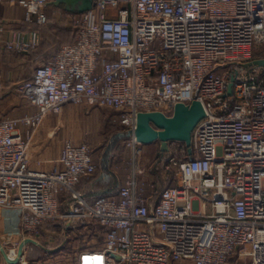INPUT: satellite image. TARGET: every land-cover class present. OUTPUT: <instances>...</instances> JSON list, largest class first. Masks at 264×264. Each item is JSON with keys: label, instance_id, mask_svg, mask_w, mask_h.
<instances>
[{"label": "built area", "instance_id": "1", "mask_svg": "<svg viewBox=\"0 0 264 264\" xmlns=\"http://www.w3.org/2000/svg\"><path fill=\"white\" fill-rule=\"evenodd\" d=\"M48 1L18 3L44 25ZM78 24L75 41L18 85L37 112L0 118V210L20 211L23 240L46 222L93 221L105 229L104 264H264V67L245 66L264 47V0H94ZM0 44L25 52L39 36L6 37L0 22ZM193 101L205 116L192 152L184 144L183 158L162 157L155 204L139 192L136 166L116 195L90 201L78 188L97 167L88 142L66 140L51 170L31 166L36 133L67 104L119 111L139 154V112L170 116Z\"/></svg>", "mask_w": 264, "mask_h": 264}, {"label": "crops", "instance_id": "2", "mask_svg": "<svg viewBox=\"0 0 264 264\" xmlns=\"http://www.w3.org/2000/svg\"><path fill=\"white\" fill-rule=\"evenodd\" d=\"M49 1L51 3L44 9L50 6L55 8L58 6L66 7V4L63 3L62 0H60L61 2H59L58 5L53 3L57 0ZM25 15L26 10L18 3V0H3L0 2V22L5 27V36L13 37L16 32H22L28 39L31 36V33L36 31L39 36V44L37 46L39 47L43 39V31L36 30L30 26V24L26 22ZM57 15L58 13L53 14L55 17H57ZM39 60L32 58V53L29 49L25 52L10 51L0 44V118H20L24 115L37 112L38 107L29 103L18 85L21 81L27 79L32 74L35 67L39 64ZM110 109L119 112L114 108ZM78 111L79 108L67 104L60 117L57 118V116L53 114L47 115L42 127L36 133L30 148V163L33 168L51 170L55 165L59 164L64 143L70 138L64 136L62 140L52 141L51 136L48 135L47 132L52 129L51 126L53 123L60 127ZM55 118L57 120H55ZM97 118L99 119L101 117L97 115ZM55 121L58 123L55 124ZM21 129L24 131L25 127L21 126ZM52 133L53 132H50L51 135H53ZM145 146L146 147H138L139 156L183 157V145H179L175 142L164 144L157 141ZM92 152L94 159L97 161V157L101 156H99V153L93 148ZM133 154H135L134 149L128 144L127 140V143H120L116 146L115 153L112 157H133ZM111 172H113V170H111ZM101 177L104 179L106 175H101ZM126 180L123 179L119 182L114 180L111 182H105V180L100 179V176L96 177V175L89 174L81 180L78 186L87 196L94 199L99 193L116 195L119 187ZM138 190L141 194L149 198L151 204L157 202V199L155 198L156 194L147 196L145 188H143L140 183H138ZM9 218L20 223V211L17 209H1L0 227L6 225L7 219ZM45 231L49 234V240H47V243H53V240L51 241V239L56 238H58L56 241H59L60 239L61 241L60 244H55L53 248H50V246L44 247L39 243L38 239L33 238L35 242L28 244H34L40 249L45 250V253L48 254L47 257L44 258L33 257V260H36L34 264H104V258L99 253L104 247V234L99 229L97 222H77L71 225H67L63 222L60 224H50ZM21 240L23 241V237ZM26 246L24 247V254L21 259H26ZM20 262L21 261L17 264H20ZM0 264L9 263L4 260Z\"/></svg>", "mask_w": 264, "mask_h": 264}, {"label": "rangeland", "instance_id": "3", "mask_svg": "<svg viewBox=\"0 0 264 264\" xmlns=\"http://www.w3.org/2000/svg\"><path fill=\"white\" fill-rule=\"evenodd\" d=\"M54 13H58L57 17L53 16ZM82 14L83 13L78 11H69L65 6H58L57 10L53 11L52 22L55 27L47 28L43 32V37L48 39L52 48L58 47L64 39L62 29L69 27L73 30L74 24L80 21ZM255 53L260 56L263 55L264 47L258 46L255 49ZM71 105L79 108V111L60 127L56 124L58 122L55 121L56 125L53 123L54 126L52 125V129L49 130L50 132H53V135H51L49 131L47 132L48 135L51 136L52 141L62 140L64 136H67L76 142L90 143L92 148L99 153V156H101L97 157L98 172L96 173V177L100 176V179L105 180V182H111L113 180L119 182L120 180L130 178L133 175L136 166L137 181L143 188H146L151 194H156L159 188L164 187L163 175L161 176L163 173L159 175L154 170L160 169L159 171L162 172L160 166L167 157H164V159H162V157H142L139 156L138 153L133 154V157H112L115 153L116 146L120 143H127L130 136L127 126L121 123L120 112H115L108 107L102 106H88L82 104ZM97 115L101 118L98 119ZM55 120L57 119L55 118ZM139 146L146 147L144 144L140 143ZM179 158L181 159L183 157ZM111 170H113V172H111ZM174 172L175 169H170L168 171V173ZM104 174L106 177L103 179L101 175ZM50 222H46L43 225L42 231L39 235L30 238L38 239L39 243L44 247L50 246V248H53L55 244H60L61 239L59 241H56L58 238L51 239V241L53 240V243H47V240H49V234L45 229L51 224ZM6 223V225L0 227V242L4 247V253L9 254L11 249L15 248L18 251L24 233L19 222L9 218ZM25 251L28 264H30V260L33 259V257L44 258L48 255L45 253V250L40 249L34 244H28ZM4 260V255L0 250V263Z\"/></svg>", "mask_w": 264, "mask_h": 264}, {"label": "water", "instance_id": "4", "mask_svg": "<svg viewBox=\"0 0 264 264\" xmlns=\"http://www.w3.org/2000/svg\"><path fill=\"white\" fill-rule=\"evenodd\" d=\"M60 0L53 2L58 5ZM69 11H78L84 13L94 6V0H62ZM48 1L45 7L50 4ZM264 67V57L256 58L253 61L245 63V66ZM235 76L232 75L228 86V94L233 93V82ZM205 110L199 101H193L190 105L177 103L174 106L173 113L167 116L163 112H139L137 115V128L135 136L140 144L149 145L160 141L164 144L170 142H182L192 152V135L197 124L204 118ZM31 238L24 239L18 247V256L11 259L4 253V247L0 242V250L5 260L9 264H17L24 254V247L28 243H34Z\"/></svg>", "mask_w": 264, "mask_h": 264}, {"label": "trees", "instance_id": "5", "mask_svg": "<svg viewBox=\"0 0 264 264\" xmlns=\"http://www.w3.org/2000/svg\"><path fill=\"white\" fill-rule=\"evenodd\" d=\"M55 10H57V7L55 8V7H52V6H50V7H48V8H46V9H44V12L46 13V15L48 16V22L46 23V24H44V25H41V24H39V23H37L35 20L34 21H26L28 24H30V26H32L33 28H35L36 30L38 29V30H40V31H45L47 28H54L55 26H53V22H52V19H53V16H52V13H53V11H55ZM78 26H79V24H78V22H76L75 24H74V29L72 30V29H70L69 27H65V29L63 28L62 29V33H64V34H62L63 35V37H64V39L61 41V43L58 45V47H51L50 46V42L48 41V39H46L45 37H43V39H42V42L40 43V45H39V47H37V48H30L29 49V51H31V53H32V58L33 59H37V60H39L40 62H39V64L37 65V66H39L40 64H43V63H47V62H49L50 60H52L53 58H55V56L58 54V52H59V50L61 49V47L64 45V44H68V43H72V42H74L75 41V39H76V36H77V28H78ZM72 33H71V32ZM261 57H264V54L263 55H258V54H256V53H254V58H261ZM42 58V59H41ZM36 61V60H35ZM36 66V67H37ZM35 67V68H36ZM30 77V76H29ZM28 77V78H29ZM27 78V79H28ZM175 143H177V144H179V145H183L184 146V143H182V142H175ZM161 158V157H160ZM95 160V159H94ZM95 163H96V170H95V172H93L92 174H90V175H97L96 173L98 172V162L95 160ZM157 174H161L162 172L161 171H159V170H157V169H155L154 170ZM163 174H161V176H162ZM163 177V176H162ZM161 177V178H162ZM84 178V177H83ZM82 178V179H83ZM163 184H164V186H165V183L163 182ZM78 188H79V186H78ZM145 193H146V195L147 196H151V195H153V194H151L149 191H147V189L145 188ZM99 194H107V193H99ZM154 195H155V193H154ZM89 197V199H90V201H92L93 199L90 197V196H88ZM59 200H60V208L62 209L63 208V205H64V203H65V200H66V195L65 194H61L60 196H59ZM51 224H56V223H62L61 221H59V220H57V221H51L50 222ZM97 225H98V227H99V229L102 231V233L104 234V231H105V229L99 224V223H97ZM104 245H105V240H104V243H103ZM235 261H236V256H234V257H232L231 259H230V262H229V264H235ZM36 262V260H33V259H31L30 260V264H34Z\"/></svg>", "mask_w": 264, "mask_h": 264}]
</instances>
